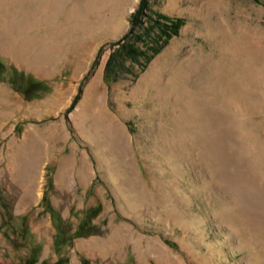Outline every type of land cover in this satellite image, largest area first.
Instances as JSON below:
<instances>
[{"label":"rangeland","instance_id":"1","mask_svg":"<svg viewBox=\"0 0 264 264\" xmlns=\"http://www.w3.org/2000/svg\"><path fill=\"white\" fill-rule=\"evenodd\" d=\"M55 2L0 0V264H264V0H148L185 23L111 84L142 0ZM46 191L70 232L92 205L102 230L58 250Z\"/></svg>","mask_w":264,"mask_h":264},{"label":"trees","instance_id":"2","mask_svg":"<svg viewBox=\"0 0 264 264\" xmlns=\"http://www.w3.org/2000/svg\"><path fill=\"white\" fill-rule=\"evenodd\" d=\"M144 17L149 20V24H145ZM132 29L126 33L122 38L116 40L114 44L117 46L111 51L104 68V79L108 84L114 83L120 79L126 72L137 73L134 71L132 65L128 64V59L133 62H140L141 57L145 58V62L142 63V67L168 42V40L179 32L180 27L185 23L182 17H170L161 13L155 14L149 7L148 0H142L138 9L132 14ZM138 28V29H137ZM91 70L87 73L86 77L90 76ZM33 84L43 85L46 80L31 77L29 79ZM79 94L75 97L72 105L76 102ZM49 183H52V176L49 173ZM0 199L2 204V210L6 216L5 224L10 223L15 215L13 214L9 204L4 199V191L0 186ZM45 203V209L50 211L53 217L60 219L58 210L53 206L48 192L46 191L43 197ZM100 205L90 206L85 216L79 222L77 228L70 232V227H67L62 222L57 223L58 235L56 237V248L62 250L65 243H72L74 237L86 236L93 232H100L102 229L99 225L93 222V218L99 213ZM22 219H26L27 215H21ZM39 260V250H33L27 258L20 264H36ZM68 261V257L61 254L56 261H41L39 264H65ZM85 264H90L88 259H85Z\"/></svg>","mask_w":264,"mask_h":264},{"label":"crops","instance_id":"3","mask_svg":"<svg viewBox=\"0 0 264 264\" xmlns=\"http://www.w3.org/2000/svg\"><path fill=\"white\" fill-rule=\"evenodd\" d=\"M39 4H42V6H45L46 8H48L46 5H44V0H38ZM73 0H62L61 6H57L56 2L54 3L55 7H57V11H58V15L64 14L66 12V6L67 3L68 5L70 3H72ZM75 12H77V8L75 7ZM40 40H42V38H39ZM43 43H39L38 45V50L39 53L41 54V57L39 60L36 61V65H38L37 67V71L39 73L43 74V78H48L50 77V75L55 71L56 67V62L54 61V58L52 57V53L48 52V50L46 49H41L40 46Z\"/></svg>","mask_w":264,"mask_h":264},{"label":"bare ground","instance_id":"4","mask_svg":"<svg viewBox=\"0 0 264 264\" xmlns=\"http://www.w3.org/2000/svg\"><path fill=\"white\" fill-rule=\"evenodd\" d=\"M59 5H60V3H59ZM59 5H58V6H59Z\"/></svg>","mask_w":264,"mask_h":264}]
</instances>
